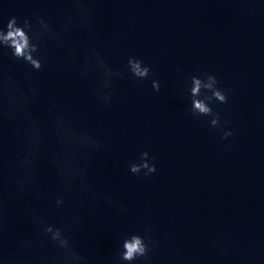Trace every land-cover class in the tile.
<instances>
[{
    "label": "water",
    "instance_id": "water-1",
    "mask_svg": "<svg viewBox=\"0 0 264 264\" xmlns=\"http://www.w3.org/2000/svg\"><path fill=\"white\" fill-rule=\"evenodd\" d=\"M259 5L249 16L241 0H99L102 54L120 70H126L128 56L143 59L162 86L157 93L151 79L120 81L111 108L95 99V79L79 78L82 57H66L51 44L42 49L45 71L38 74L42 91L34 110L45 126L51 108L79 120L103 141L90 176L96 190L110 192L128 209L121 215L107 202L95 214L86 205L54 209L64 189L47 166V153L42 157L41 192L32 197L33 206L47 222L65 227L94 264H104L125 235L143 234L144 225L162 241L170 235L175 239V248L157 251L150 264H162L174 252L186 257V264H239L242 256L261 257L264 264V0ZM67 7L61 0H0V26L13 15L56 19ZM115 39L118 53L112 48ZM69 43L81 53L88 46L82 33ZM0 60L26 86L28 66L5 54ZM202 72L215 74L226 90L235 88L228 104L213 105L222 122L231 121L235 135L229 140L209 127L210 118L187 115V82ZM144 150L156 157L158 169L147 180L128 170ZM18 152L11 144L9 165ZM76 214L83 227L72 224ZM8 216L6 242L14 250L17 235L33 233V226L18 202H11ZM217 239L229 242L232 251L222 255L213 244Z\"/></svg>",
    "mask_w": 264,
    "mask_h": 264
},
{
    "label": "clouds",
    "instance_id": "clouds-1",
    "mask_svg": "<svg viewBox=\"0 0 264 264\" xmlns=\"http://www.w3.org/2000/svg\"><path fill=\"white\" fill-rule=\"evenodd\" d=\"M69 7L58 11L53 19L50 15H13L6 26H0V54L10 56L13 63H23L30 71L24 75L26 86L14 78L13 69L0 60V264H94L89 256L83 254L75 237L62 226L49 223L34 208L32 197L39 196L41 182L39 169L42 157L47 153V166L62 184V191L55 198L54 209L65 207L87 208L95 214L102 202H107L127 213L125 205L116 200L110 192L96 190L90 170L98 154L105 145L96 135L86 131L79 120L63 112L49 109V122L43 123L34 110L41 95V82L38 74L45 71L46 56L42 49L54 45L65 50L66 57H82L78 75L81 80H96L95 99L104 107L111 108L115 101L113 91L118 82L128 78L136 81L151 79L154 92L161 91V82L152 78L151 65L136 56H128L125 69L115 68L97 47L99 30L96 25L99 0H61ZM245 4L246 15L254 16L260 8L259 0H241ZM2 11V10H0ZM134 23V18L128 17ZM75 33H82L87 47L80 49L70 44ZM120 41L115 39L112 48L120 51ZM179 73L180 69L177 68ZM188 83L190 109L187 115L199 120L210 118L209 127L218 130L221 139L229 140L235 135L230 127L231 121H221V115L214 104H228L229 91L221 86L215 74L202 72L193 75ZM83 117L80 118L82 120ZM19 152L13 164L7 162L10 145ZM156 157L148 150L142 151L128 164L131 174L147 180L158 171ZM11 186L6 188V184ZM11 202L22 205L24 217L33 226V233H19L15 249L9 250L6 237L9 228L8 210ZM76 227H83L81 215L71 217ZM102 223V222H101ZM141 232H132L122 238L115 253L104 259V264H150L154 254L167 247L175 248L173 236L162 241L153 236V227L144 225ZM222 255L229 254L233 246L223 240L213 241ZM261 257L242 256L239 264H260ZM187 258L174 252L164 257L162 264H186Z\"/></svg>",
    "mask_w": 264,
    "mask_h": 264
}]
</instances>
